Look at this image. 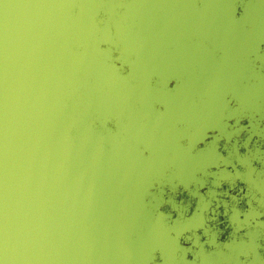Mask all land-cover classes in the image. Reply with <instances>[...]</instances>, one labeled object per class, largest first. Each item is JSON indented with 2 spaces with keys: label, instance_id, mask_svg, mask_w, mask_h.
Here are the masks:
<instances>
[{
  "label": "water",
  "instance_id": "water-1",
  "mask_svg": "<svg viewBox=\"0 0 264 264\" xmlns=\"http://www.w3.org/2000/svg\"><path fill=\"white\" fill-rule=\"evenodd\" d=\"M263 177L264 0H0V264H264Z\"/></svg>",
  "mask_w": 264,
  "mask_h": 264
},
{
  "label": "rangeland",
  "instance_id": "rangeland-1",
  "mask_svg": "<svg viewBox=\"0 0 264 264\" xmlns=\"http://www.w3.org/2000/svg\"><path fill=\"white\" fill-rule=\"evenodd\" d=\"M248 152H249V154L251 153L252 155L253 154H255V153H257V150L256 149H249L248 150ZM246 165H248V166H245V167H247V169H251V167H250V165L248 164V163H246ZM244 167V166H243ZM260 173V175H262L263 176V174L261 173V172H259ZM220 183V182H219ZM218 183V184H219ZM259 184L261 185V187L264 189V177L259 181ZM220 187H223V186H221L220 185ZM225 188H227V185H225ZM214 190V189H213ZM213 192V191H212ZM261 197V196H260ZM262 198V197H261ZM259 199V198H258ZM257 199V200H258ZM263 199V198H262ZM261 199V201L263 202V200ZM205 204H207V203H205ZM255 210V211H254ZM254 210H252V211H250V213L248 214L249 215V218L247 217V216H245L244 218H242V219H240V218H238V219H236V223H235V225H244V226H249V225H253V224H255V225H261L262 223H261V221H258L259 219L257 218V216H261L259 213H261V208H260V206H257L256 208H254ZM250 217H253V218H250ZM203 218H204V216H202V215H198V216H196V219H198L197 220V222H195V225H202V221H203ZM207 218V217H206ZM182 221H183V219H181ZM250 220H252V223L250 222ZM178 222V219H176L175 221H174V224H176ZM212 225H214V224H212ZM210 228V227H209ZM212 228H214L213 226H211V229ZM212 234L213 235H216V231H212Z\"/></svg>",
  "mask_w": 264,
  "mask_h": 264
}]
</instances>
